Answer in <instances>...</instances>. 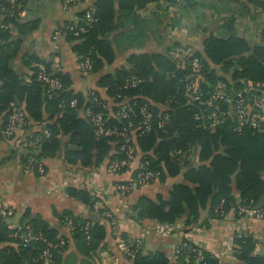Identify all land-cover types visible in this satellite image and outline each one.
<instances>
[{
	"label": "trees",
	"instance_id": "1",
	"mask_svg": "<svg viewBox=\"0 0 264 264\" xmlns=\"http://www.w3.org/2000/svg\"><path fill=\"white\" fill-rule=\"evenodd\" d=\"M245 1L260 12L264 24V0ZM157 2L117 0L115 5L114 0H94L91 4L94 23L90 26L84 23L85 9L79 13L78 24H68L62 30L63 40L77 55L78 61L90 60V75L98 73L105 65L113 63L116 52L126 53L144 45L148 29L139 20L138 11ZM23 3L24 0L14 3L0 0V130L4 129L11 103L26 114L21 131L38 127L31 138L29 135L25 137L23 148L13 151L10 156H18L25 171L30 158L42 162L53 159L59 153L65 163L86 168L99 166L106 159L123 158V142L115 137L98 138L95 127L82 113L86 109L103 113L105 127L120 129L124 122H119L114 114L126 106L130 119L137 123L141 119L139 110L146 105L153 113L154 121L161 119L160 114L164 110L169 117L163 130L154 127L149 134H137L135 145L141 153L142 167L139 170L158 173L161 181L182 173L188 184L175 185L166 200L160 195L156 201L139 197L131 208L136 221L174 224L182 219L185 226L191 227L199 221L200 212L207 208L209 218L219 219L235 204L232 184L239 191L242 203L252 201L264 206V203L259 204L264 198V132L250 129L236 131L230 121L212 129L204 127L202 121L196 119L201 109L186 104L184 85L190 71L177 68L170 59L168 52L172 46L165 54H131L127 59L129 68L120 67L97 80L96 87L105 90L106 98H102L98 91H94V95L101 104L110 105L108 111L92 102V97L88 96L91 89L85 93L76 91L71 75L53 68L50 62L29 58L26 63L30 68V82H25L16 74L11 62L18 52L19 42H12L11 34L17 31L24 36L36 26L35 23L20 24L17 21ZM166 3L169 6L196 5L195 0H166ZM70 27H84L86 32L74 36ZM219 28L226 32L224 36L207 33L205 27L201 30L206 37L202 51L196 55L203 65L201 86L205 94L217 81L230 83L235 91H241L247 82L260 85L264 91V29L259 33V42L251 45L238 35L232 18L225 17ZM33 63L44 64L62 88L48 93L43 84L35 80V70L31 67ZM132 77L138 78L140 83L125 87ZM73 100L77 103L72 108L70 102ZM44 130L49 132V137L43 135ZM38 140L35 147L30 145ZM69 146L79 150H70ZM197 154L198 165L194 167ZM32 170L38 176L36 166ZM66 195L90 208L91 213L84 216L72 211L58 213L54 210L53 216L58 224L52 227L27 208L20 213L22 216L16 229L0 217V264H42L41 256L48 248L47 244L56 245L63 241V246L49 250V263L62 264V255L69 244L68 237L61 234L62 229L69 230L77 253L85 258L82 264H92L107 235V229L100 221L105 220L111 228L110 220L102 217V211L93 213L95 200L85 188H68ZM221 201H224L222 213H215ZM17 214L14 211L13 218ZM86 224L89 225V239L83 231ZM28 232L39 239L24 242L21 236ZM122 238L130 249L136 251L134 259H127L130 264H169L161 253L143 255L139 247L126 243L125 235ZM234 242L238 247L236 264H264V256L253 254L255 244L251 238L241 237ZM204 257V263H197L189 249L183 247L176 264H219L207 252Z\"/></svg>",
	"mask_w": 264,
	"mask_h": 264
},
{
	"label": "crops",
	"instance_id": "2",
	"mask_svg": "<svg viewBox=\"0 0 264 264\" xmlns=\"http://www.w3.org/2000/svg\"><path fill=\"white\" fill-rule=\"evenodd\" d=\"M93 1L66 9L63 6L64 0H24L17 21L20 24L35 23L36 26L24 36L17 31L11 34V41L19 42L18 52L11 62L16 74L23 79L29 77L30 68L26 61L34 57L39 61L52 63L57 70L69 73L76 91L85 93L87 90L96 89L102 98H106L105 90L96 87L97 80L105 74H112L120 67L129 68L127 59L131 54H165L171 46L180 45L192 46L201 52L206 37L201 31L202 28L205 27L207 33L215 34L225 17L235 21L238 35L247 39L251 45L259 42V33L264 29L262 15L245 0H195L196 5L192 7L184 4L169 6L166 0H158L157 3L149 4L138 11L139 20L148 29L144 45L126 53L116 52L112 64L105 65L98 73L84 79L77 68V55L64 42L62 30L68 24H78L79 13L92 7ZM114 2L117 5V0ZM37 129L38 127L33 126L19 131L12 139H5L2 129L0 130V209L10 208L20 214L28 208L55 227L58 223L53 216L54 210L58 213L67 210L84 216L91 213L90 208L66 195L68 188H85L95 200L93 213H109L116 221L118 231V236L114 237L109 224L105 220L100 221L105 225L107 235L100 251L91 261L92 264H130L117 248L123 235L127 238L126 243L139 247L143 255L161 253L169 264H176L175 248L187 237L193 244L200 245L205 252L216 258L219 264L237 263L235 253L238 247L234 241L241 237L251 238L255 244L253 254L264 256V220L239 218L233 207L219 219L209 218L208 208L202 210L199 221L191 227L185 226L182 219L174 224L152 220L136 221L131 208L139 197L156 201V197L160 195L166 200L175 185L188 184L181 173L176 177H167L164 181L153 179L147 186L136 187L128 195L121 197L114 191L113 184L132 178L142 168L140 157L118 176H108L105 172L110 159L104 160L99 166L86 168L65 163L61 153L53 159L43 160V176H35L25 171L19 157L10 156L13 151L23 148L25 137L29 135L31 138ZM77 150L79 149L74 151ZM190 159H193L192 156ZM193 165H198V154ZM92 185L94 190H89ZM232 194L235 204L241 202L240 193L234 184ZM262 201L259 204L264 203V198ZM102 217L104 218L103 215ZM10 226L14 228L13 225ZM61 234L69 239L68 248L62 255V264H82L85 258L77 253L69 230L62 229Z\"/></svg>",
	"mask_w": 264,
	"mask_h": 264
},
{
	"label": "built area",
	"instance_id": "3",
	"mask_svg": "<svg viewBox=\"0 0 264 264\" xmlns=\"http://www.w3.org/2000/svg\"><path fill=\"white\" fill-rule=\"evenodd\" d=\"M14 3L16 0H10ZM89 2V0H64V8H70L79 4H84ZM93 8L90 6L85 10L84 23L86 26H90L94 23V18L92 16ZM70 31L73 32L74 36L83 34L86 32L84 27H70ZM197 50L192 46L180 45L177 47H172L168 56L175 63L176 67L179 69H189L190 74L185 77L184 85V98L186 104L196 105L201 109L199 115L196 117L197 120L202 121L203 126L208 129H212L218 125H221L227 121H230L236 131H242L245 129H250L256 132H264V91L261 89L260 85H254L250 82L243 84V89L241 91H235L230 87V83L217 81L211 88L209 93L203 91L201 86V81L203 76L201 74L203 65L199 57H197ZM91 63L88 58L81 59L77 63V68L79 74L82 78H88L90 76ZM31 67L35 70V80L43 84L47 89L48 93L58 91L62 88L61 83L53 78L46 70V67L42 63H33ZM30 77L25 78V82H30ZM140 83V80L136 77H132L128 86H135ZM88 92V96L92 97V102L105 110L110 111V105L101 104L98 98L94 95L96 89H91ZM76 100L70 102V107L76 106ZM164 110L158 121L153 120V113L149 111L147 106H143L139 110L140 120L135 123L129 117L128 108L123 106L113 117H115L119 122L123 123L121 128L117 127H105L104 125V114L103 113H93L90 109H86L82 114L84 117L90 120V122L95 127V134L98 138L100 137H115L120 139L123 144L121 146V151L124 153V157L120 159H115L109 161L105 167V172L108 176H118L121 170L128 169L135 161L139 160L141 153L135 145V140L138 135L144 136L149 134L154 127L163 130L165 123L168 119V114ZM26 114L14 103L10 104L9 115L7 117L4 129L2 130V136L5 139H12L19 131L25 122ZM45 137H49V132L47 130L43 131ZM31 143L32 147H35L36 143ZM28 165L26 171L29 173L33 172V167L36 166V174L38 176H43L45 174V168L42 162L30 158L28 160ZM125 170V171H126ZM159 174L152 171L137 170L134 176L127 181L121 182L116 181L113 184L114 191L121 197L128 195L136 187L147 186L151 183L153 179H158ZM89 190H94L93 185L89 186ZM93 195V194H92ZM224 201L214 210L215 213L221 212ZM233 211L239 218H246L249 220H264V206L256 205L252 201L249 203L237 202L233 206ZM226 213H222L224 216ZM14 216V210L10 208H1L0 217L8 220L12 219ZM103 216L110 220L111 233L114 237H117V223L114 218L107 212L103 213ZM69 223V222H68ZM70 227V223L67 225ZM12 228V226H10ZM85 234H87V239H89L88 231L89 225L86 224L83 228ZM24 242L36 241L39 237L32 235L28 232L21 236ZM64 242L53 245L48 243V248L42 253L43 263H49L51 259L50 249H55L57 247L63 246ZM186 247L193 254L194 261L197 263H204L205 250L198 244H193L187 238L179 243L175 248L174 256L175 259L179 257L181 248ZM117 248L121 252L124 258L132 260L135 257L136 251L130 249L124 241L119 240L117 243Z\"/></svg>",
	"mask_w": 264,
	"mask_h": 264
},
{
	"label": "water",
	"instance_id": "4",
	"mask_svg": "<svg viewBox=\"0 0 264 264\" xmlns=\"http://www.w3.org/2000/svg\"><path fill=\"white\" fill-rule=\"evenodd\" d=\"M69 148L72 150H76V148L74 147H69ZM21 216H22L21 214H17L14 218L6 220L7 225L9 226L13 225L14 226L13 229H16L19 224Z\"/></svg>",
	"mask_w": 264,
	"mask_h": 264
},
{
	"label": "rangeland",
	"instance_id": "5",
	"mask_svg": "<svg viewBox=\"0 0 264 264\" xmlns=\"http://www.w3.org/2000/svg\"><path fill=\"white\" fill-rule=\"evenodd\" d=\"M216 34L218 35V36H224L225 34H226V32L223 30V29H218V31L216 32Z\"/></svg>",
	"mask_w": 264,
	"mask_h": 264
}]
</instances>
